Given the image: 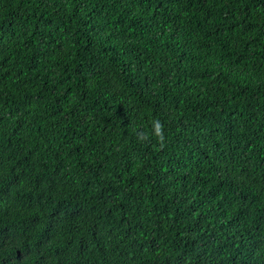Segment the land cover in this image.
Wrapping results in <instances>:
<instances>
[{
  "label": "trees",
  "instance_id": "trees-1",
  "mask_svg": "<svg viewBox=\"0 0 264 264\" xmlns=\"http://www.w3.org/2000/svg\"><path fill=\"white\" fill-rule=\"evenodd\" d=\"M0 264H264V0H0Z\"/></svg>",
  "mask_w": 264,
  "mask_h": 264
},
{
  "label": "clouds",
  "instance_id": "clouds-1",
  "mask_svg": "<svg viewBox=\"0 0 264 264\" xmlns=\"http://www.w3.org/2000/svg\"><path fill=\"white\" fill-rule=\"evenodd\" d=\"M151 124V135H154L160 147L165 146L166 137H165V130L164 124L159 119H152L150 121ZM148 133L143 134V138H148Z\"/></svg>",
  "mask_w": 264,
  "mask_h": 264
}]
</instances>
